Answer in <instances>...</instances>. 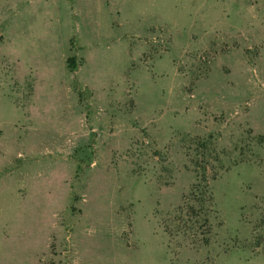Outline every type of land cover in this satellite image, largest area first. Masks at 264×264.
<instances>
[{
	"label": "rangeland",
	"instance_id": "374dc122",
	"mask_svg": "<svg viewBox=\"0 0 264 264\" xmlns=\"http://www.w3.org/2000/svg\"><path fill=\"white\" fill-rule=\"evenodd\" d=\"M0 264H264V0H0Z\"/></svg>",
	"mask_w": 264,
	"mask_h": 264
},
{
	"label": "trees",
	"instance_id": "16d2710c",
	"mask_svg": "<svg viewBox=\"0 0 264 264\" xmlns=\"http://www.w3.org/2000/svg\"><path fill=\"white\" fill-rule=\"evenodd\" d=\"M73 58L67 59V64L73 65ZM210 192L208 190L207 181L204 175L203 167L202 171L195 172L194 180L190 184L187 194L182 196L183 204L189 213L196 219L195 221L206 220V215L204 213L205 202H210Z\"/></svg>",
	"mask_w": 264,
	"mask_h": 264
}]
</instances>
